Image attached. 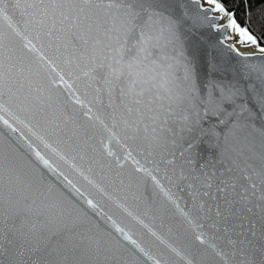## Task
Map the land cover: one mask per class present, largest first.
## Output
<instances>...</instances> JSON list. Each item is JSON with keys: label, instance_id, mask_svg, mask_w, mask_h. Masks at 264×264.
I'll use <instances>...</instances> for the list:
<instances>
[{"label": "snow or ice", "instance_id": "1", "mask_svg": "<svg viewBox=\"0 0 264 264\" xmlns=\"http://www.w3.org/2000/svg\"><path fill=\"white\" fill-rule=\"evenodd\" d=\"M231 3L0 0V264H264V0Z\"/></svg>", "mask_w": 264, "mask_h": 264}, {"label": "trees", "instance_id": "2", "mask_svg": "<svg viewBox=\"0 0 264 264\" xmlns=\"http://www.w3.org/2000/svg\"><path fill=\"white\" fill-rule=\"evenodd\" d=\"M223 2L229 7V10H233L234 5L231 3V0H223ZM237 18L241 24H243V16L241 9H236Z\"/></svg>", "mask_w": 264, "mask_h": 264}, {"label": "water", "instance_id": "3", "mask_svg": "<svg viewBox=\"0 0 264 264\" xmlns=\"http://www.w3.org/2000/svg\"><path fill=\"white\" fill-rule=\"evenodd\" d=\"M157 226H158V222H157Z\"/></svg>", "mask_w": 264, "mask_h": 264}, {"label": "bare ground", "instance_id": "4", "mask_svg": "<svg viewBox=\"0 0 264 264\" xmlns=\"http://www.w3.org/2000/svg\"><path fill=\"white\" fill-rule=\"evenodd\" d=\"M249 50H252V49H249Z\"/></svg>", "mask_w": 264, "mask_h": 264}]
</instances>
